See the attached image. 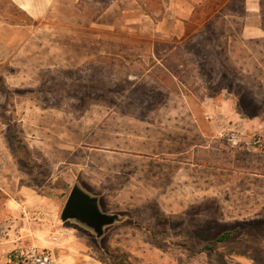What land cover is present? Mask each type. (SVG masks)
Instances as JSON below:
<instances>
[{
	"label": "rangeland",
	"instance_id": "374dc122",
	"mask_svg": "<svg viewBox=\"0 0 264 264\" xmlns=\"http://www.w3.org/2000/svg\"><path fill=\"white\" fill-rule=\"evenodd\" d=\"M74 186L117 217L102 236L61 221ZM11 237L104 264H264V0H58L39 20L0 0Z\"/></svg>",
	"mask_w": 264,
	"mask_h": 264
},
{
	"label": "crops",
	"instance_id": "0c3cea01",
	"mask_svg": "<svg viewBox=\"0 0 264 264\" xmlns=\"http://www.w3.org/2000/svg\"><path fill=\"white\" fill-rule=\"evenodd\" d=\"M14 6H16L19 10L24 12L26 15H28L33 20H39L44 17L54 8V5L58 0H9ZM176 169L185 170L186 164L182 162L175 163ZM234 164V163H232ZM227 165V166H226ZM229 165L231 163L227 164H217L213 165V169H217L218 172L220 171H228L225 169L229 168ZM175 166V165H174ZM202 165H190V168L200 169L202 168ZM226 174H223V177ZM222 181H215L212 180V184L217 183L219 186H228L235 184L234 181L230 180L229 177L227 178H221ZM228 180V181H227ZM219 194L211 195L212 198H215L214 196ZM9 206V205H8ZM11 212V209H9ZM8 210V211H9ZM11 234V231L9 232ZM11 238L7 239L4 238L2 241H0V264H12L9 260V254L13 250L17 248H29V247H37L39 249H45L50 251L54 258V264H104L101 260L93 258L92 256L88 255L84 252V249L82 245L75 241L73 238L66 237L63 242L59 245L58 239L56 241L48 240L44 243H41L39 241H36L33 237V241L31 244L26 241L24 243H13L11 242Z\"/></svg>",
	"mask_w": 264,
	"mask_h": 264
},
{
	"label": "water",
	"instance_id": "95a60500",
	"mask_svg": "<svg viewBox=\"0 0 264 264\" xmlns=\"http://www.w3.org/2000/svg\"><path fill=\"white\" fill-rule=\"evenodd\" d=\"M62 222L75 221L94 231L97 237L102 236L104 228L112 225L117 217L103 213L99 207L97 197L84 192L74 186L64 204L60 214Z\"/></svg>",
	"mask_w": 264,
	"mask_h": 264
},
{
	"label": "built area",
	"instance_id": "2783aa9c",
	"mask_svg": "<svg viewBox=\"0 0 264 264\" xmlns=\"http://www.w3.org/2000/svg\"><path fill=\"white\" fill-rule=\"evenodd\" d=\"M230 142L237 143L233 138L230 139ZM253 144L261 146L259 140L254 141ZM9 260L12 264H54V258L50 251L37 247L15 249L10 252Z\"/></svg>",
	"mask_w": 264,
	"mask_h": 264
},
{
	"label": "trees",
	"instance_id": "16d2710c",
	"mask_svg": "<svg viewBox=\"0 0 264 264\" xmlns=\"http://www.w3.org/2000/svg\"><path fill=\"white\" fill-rule=\"evenodd\" d=\"M232 235V232H226V233H223V235H221L217 241L219 242H223V241H226L228 240V238H230V236Z\"/></svg>",
	"mask_w": 264,
	"mask_h": 264
}]
</instances>
